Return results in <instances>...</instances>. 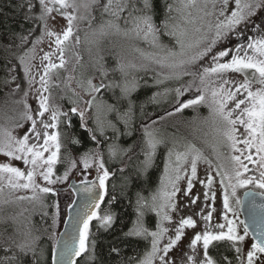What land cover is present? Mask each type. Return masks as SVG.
Returning <instances> with one entry per match:
<instances>
[{
  "label": "snow or ice",
  "instance_id": "1",
  "mask_svg": "<svg viewBox=\"0 0 264 264\" xmlns=\"http://www.w3.org/2000/svg\"><path fill=\"white\" fill-rule=\"evenodd\" d=\"M160 4L163 9L160 27L156 23V0H23V3L17 5L18 8L25 9L19 21L20 31L6 25L0 30V47L5 51L23 49L22 54L15 58L29 89L34 84H39L35 89L38 108L34 111L26 99L18 101L24 105L22 118L30 122L31 131L25 129V134L20 137L8 132L6 138L0 140V154L11 160H22L28 166L22 170L10 162L0 163V194L5 188L12 191H30V196H18L16 199L34 201L42 208L47 207L41 194L55 197L57 189L50 185L67 181L70 172L77 167V160L73 158L69 146L81 145L82 140L72 131L70 114L79 117L80 127L97 145L101 144L97 134L102 139H107L104 135L106 128H110L115 134L119 131L117 125L120 122L125 127L130 125L134 106L131 97L138 88V82L135 76L129 79L128 70L136 69L138 66L135 64L121 62L118 65L122 83H105L108 75L105 70H101L103 78L96 82L89 78L85 86V81H78L79 87L84 89L88 98L85 99L84 95L71 89L76 99L71 101L72 106L67 110L50 104L51 87H59L60 73L67 71L66 53L73 47V41L80 43V37L76 35L80 30L78 22L87 21L89 29H92L96 19L94 11H99L101 17L106 16L107 19L103 20L98 29L92 30L93 35L97 32L101 35L111 33L145 42L150 50L136 49L144 61L139 68L147 72L148 66L155 64L168 70L167 74H160L163 75V80L157 79V84L165 80H181L185 76L192 78L183 87L174 89L179 98L194 88L192 98L186 101L177 99L175 112L206 105L221 136L218 144L226 143L230 149L231 171L223 170L221 165L216 166L218 183L223 191L225 223H212V213L216 209L207 202L215 201L216 192L212 190L214 179L210 173H206L205 180H199L207 190L202 194L193 193L198 162L203 161L211 168L212 161L191 142L184 141L179 145L178 142H173L171 147L166 146L167 160L158 190L150 198L140 192L136 193L135 221L127 232L108 242L109 259H102L97 249L100 237L92 232L91 225L93 221H97V233H109L114 229L117 214L111 210V204L117 201V197H109L107 211H98L104 197L108 195L106 181L114 173H110L105 167V160L98 150L89 149L81 154L79 160L84 170L95 165L97 180L89 181L85 177L81 182L83 186L77 190L85 194V200L91 206L82 215L78 213L75 217L69 216V220L74 221L76 233H65L67 239L62 237L55 240L54 247L59 251L53 253L52 264H77L76 258L80 257L84 258L82 264H264V227L252 235L253 242L245 250L250 236V225L246 221L238 220V209H243L244 202L237 194L238 189H246L244 195L251 197L252 209L259 208L261 219L264 220V202L259 205L255 203L257 196L264 201V0H179V6L169 3L168 0H160ZM190 9H195V16ZM173 12L178 15L173 16ZM54 13L66 21V27L60 31H56L54 25L50 26V21L56 20ZM257 16L259 23L252 19ZM197 21L200 22V27H196L195 32L199 35L195 40H190V29L187 25ZM37 27L41 30L40 35L32 39ZM245 28H248V33ZM161 36L174 37V45L169 47L162 43ZM233 37L237 39L235 45L217 48L219 44ZM45 38L49 42V51L44 52L37 65L34 63L37 46L43 44ZM29 43L31 47H26ZM79 60L77 54V62ZM16 67L17 65H13L7 69L13 82L17 79ZM229 74H239L240 79H234ZM73 79L71 75L67 76L65 86L71 88ZM116 88H119V95H115ZM19 89L20 84L16 83L13 92ZM102 91L113 92V103L98 101V95ZM159 95L160 93H155L150 99L155 101ZM24 96H28L27 91ZM79 103L85 105L84 110L78 108ZM92 110L94 127L89 126L86 118V113ZM101 112L104 119L101 118ZM109 114H114L115 122L107 119ZM168 115H174V112H169ZM61 123L66 131H61ZM152 123L155 124L156 121L153 120ZM143 131L141 152L144 159L141 161L139 174L147 178L149 170L154 166L157 150L165 145V140L148 125L144 126ZM218 144L212 146L213 151L217 150ZM62 148L68 167L62 175H56L55 167L61 162ZM108 152L110 157L117 154L113 145L108 146ZM45 153L48 155L45 156ZM120 171L123 172V169ZM38 177L45 182L44 185L37 182ZM185 179L186 187L182 190L180 181ZM125 180L126 188L128 178ZM181 193L189 198L190 205H195L201 195L203 196L201 211L195 215L204 222V226L202 232L194 233L187 246L188 251L177 260L171 258L169 253L177 248L185 236L186 228L197 227V220L192 215L181 217L173 229L164 226V222H172L170 213L179 210L177 197ZM52 208L55 209L52 218V225L55 227L59 217V202L54 201ZM204 209H209L206 214ZM147 211L155 212L160 218L155 231L145 225ZM228 213L232 214V218H229ZM43 215L46 216L47 212ZM170 231L172 235L169 236ZM128 238L149 241L148 247L139 258L123 257L120 241ZM165 238L167 243L162 245ZM214 242H225L227 251L232 254L231 258L221 253L217 259L210 254V246L216 247ZM2 251L5 255L0 258V264H25L24 258L29 256V264H44L41 236L36 234L30 221L23 227L17 226L14 229V234L6 238Z\"/></svg>",
  "mask_w": 264,
  "mask_h": 264
},
{
  "label": "trees",
  "instance_id": "2",
  "mask_svg": "<svg viewBox=\"0 0 264 264\" xmlns=\"http://www.w3.org/2000/svg\"><path fill=\"white\" fill-rule=\"evenodd\" d=\"M168 2L174 4L175 0H168ZM21 3H23V0H0V30H3L6 25H11L16 31H20L19 21L23 11H25V9L17 7V5ZM156 8L158 12L156 22L160 25L163 19V9L160 0H156ZM174 13L175 12H173L172 15ZM94 15L96 19L93 21V24H95L96 29H98L99 25L104 19H107V17H101L99 11H94ZM87 24V21L79 23L80 30ZM80 30L76 34L79 35L81 42L76 44L75 51L77 52L76 55L79 54L80 60L77 62L76 56V62L72 69L75 70V72H79L81 78L84 76V81H87L89 78L93 79L95 75L103 78L101 70H105L108 73L105 78L106 83L108 80L120 83L123 78L118 70V50L120 55L131 57L129 54H125L122 47L118 46L121 44V40L124 42V39H127L128 42L135 46L150 50L149 46L141 40L129 39L124 36L123 39H121L119 35L113 34L110 38V43H106L105 47H103L105 51L104 54H98V59L95 58V60H93L92 57L90 58L89 53L85 51L86 36H82V31ZM40 31V28L37 27L32 39L40 35ZM161 41L170 47L175 43V38L161 36ZM6 42L7 41H5V43ZM26 47H31V43ZM22 52L23 49L17 50L13 48L10 51H5L0 47V123L2 124L13 125L23 120L22 114L25 108L24 105L18 103V101L25 99L24 92L28 88V83L15 58L22 54ZM13 53H15V55H13ZM72 54L74 55V52ZM135 56L138 55H133L132 57ZM138 60H140V58ZM13 65H17V79L15 82L11 80V73L7 70ZM160 74L161 73L155 69V66L153 67L152 65L148 66L147 72L143 69H139L136 73H133V76L137 79L138 88L132 93L131 97L134 101V106L130 125L125 127L123 122H120V129L117 135L114 134L110 128H107L104 133L105 137H107L106 140L102 139L99 134H97V138L101 139L100 145H97L88 138V133L80 127L79 117L76 114L72 115V131L76 137L82 140L81 145L69 146L72 149L73 158L80 157L83 152L89 149L98 150L105 160V167L108 168L110 173H114V175H111L109 180L106 181L108 195L104 197L98 211L101 213L107 211L109 208V197L115 195L117 201L111 204V210L117 214V223L114 229L109 233H97V221H93L91 225L92 232L100 237L97 249L101 258L104 260L109 259L107 257L108 242L112 241L116 236H121L123 232H127L136 219V193L140 192L145 197L150 198L151 195L157 191L163 173L166 146L169 147L168 142H165V145H161L158 148L154 166L149 170L147 178L139 174L140 164L144 159V155L141 152L144 141V126L148 125L151 129L159 131L164 122H170L167 127L173 130L172 133L177 135L183 133L186 137H189L193 143L199 145V141L193 135L194 132L191 130L189 131V127L192 128L195 123H191V125L187 123L189 118L193 119V117L197 115L195 113L197 111H195L194 108H186L182 112H175V108L177 107V103L174 102L175 98L164 100L160 94L156 97L155 101L150 99L155 93H160L159 84L156 83V80L160 78ZM186 79L192 78L185 76L183 79L177 80L175 83L176 86L179 85V87H183V80L185 81ZM5 81H8V83H5ZM16 83L20 84V89L19 91L13 92ZM61 88L66 89L63 95L61 94ZM67 88L68 87L62 84H59V87H51L52 97H55L59 101L58 103H63L65 107H68V105L72 106V100L69 97V93L72 91ZM114 92L115 95H119V88L114 89ZM102 97L108 103H113L114 101L113 92L105 91ZM19 110H21L22 114L16 117L14 114ZM169 112H174V115L169 116ZM190 115L192 116L190 117ZM161 117H163V119H161ZM91 118L88 120V123L90 127H94ZM61 120L63 121V117H61ZM153 120L156 121L155 124L152 123ZM60 129L62 132L66 131L63 123H61ZM109 145H113L116 148V156H109ZM67 167L68 164L67 161L64 160V149L62 148L61 162L56 165V171L61 175ZM120 169H123V172H121ZM126 177L128 180L127 187L125 188ZM56 196L53 197L51 194H43L41 198L47 205V207L44 208L40 207V204L34 201H25V208H21L16 204L18 201L16 198L7 199L0 197V258L5 255L2 251V247L5 244L6 238L14 234V229L17 226L23 227L24 224L30 221L34 230H36V234L41 236L42 247L44 249V264H52L54 242L57 232L62 225L59 221V217L56 226L53 227L52 225V218L55 212V209L52 208V204ZM5 200L8 202L4 203ZM35 204L38 206L35 207ZM44 212H47L46 216L43 215ZM157 218L158 216L155 212L147 211L144 218L146 226L153 228L154 224L156 225ZM120 243L123 248L122 255L126 259L131 256L139 258V255L148 247L149 241L145 239L128 238L122 239ZM214 245H216L215 248L211 247V253L214 257L219 259L220 254L223 253L231 258L232 254L227 251V244L225 242H214ZM24 259L25 264H29L31 257L29 256ZM83 259V257H80L77 260V264H82Z\"/></svg>",
  "mask_w": 264,
  "mask_h": 264
},
{
  "label": "rangeland",
  "instance_id": "3",
  "mask_svg": "<svg viewBox=\"0 0 264 264\" xmlns=\"http://www.w3.org/2000/svg\"><path fill=\"white\" fill-rule=\"evenodd\" d=\"M174 4L176 6H179V0H175ZM189 11H192L194 16L196 15L195 9H190ZM53 15H56V14L54 13ZM177 15H178L177 13L173 14V16H177ZM209 19H211V18H209ZM252 19L254 21H260L259 16L253 17ZM82 22L80 21L78 23H82ZM52 25L55 26L56 31H60L64 27H66V21L63 18H61L60 16L56 15V20L50 21V26H52ZM157 26L160 27V25L158 23H157ZM187 27L190 29V40H195L199 35V33L195 32V28L200 27V22L197 21L194 24L187 25ZM93 29H96L95 24L92 25V29H89L88 24H87L80 31H82V33H81L82 36H84V35L86 36V39L84 38L86 41L85 42V51H87V53H89L90 58L92 57L93 60H95V58L98 59V54L99 55L104 54L105 51H104L103 47H105L106 43H110V41H111L110 38L113 34L109 33V34L101 35L99 32H97L95 35H93V33H92ZM76 35H78V34H76ZM119 36L121 37V39H123L122 35H119ZM80 42H81V40H80ZM236 42H237V39L235 37H233V38H230L227 42L219 44L217 46V48L222 49L224 47H231V46L235 45ZM48 43H49L48 39L45 38L44 43L37 46L36 60L34 61L35 64L38 65L40 62V57L44 54V52L49 51ZM76 44L77 43H75L73 41V47L71 48V51L69 50L66 53V57L68 59L67 71H61L60 79L58 82L60 85L61 84L65 85L66 77L71 75L72 77H74V79L71 81V88H67V89L68 90L75 89V91L77 93L84 95L85 99H87L88 97L84 93V89L79 87V85L77 83L78 81H81V80L84 81L85 80L84 76H82V78H81L79 72H75V70L72 69L74 63L76 62V56H77L76 55L77 52H75L76 51ZM118 46L122 47V49L125 51V54H129L131 56L129 58V56L126 57L124 55H120L119 50H118V65L121 62H123L125 64H135L138 66L136 69L130 68L128 70L129 71V79H130L133 76V73H136L140 69L139 65L144 63V61H142L141 57H139L140 54L136 51L137 48H140V49H142V48L139 46L133 45L132 43L128 42L127 39H124V42H122V40H121V44H119ZM172 46H170V47H172ZM41 49H42V51H41ZM143 50L148 51L146 49H143ZM73 52H74V55L72 54ZM133 55H138V56L132 57ZM139 58L141 61L138 60ZM202 63H204V62H202ZM150 65H152L153 67L155 66V69L158 70L160 73L167 74V72H168L167 69H161V68H159V66H157L155 64H150ZM229 75L234 79H240L239 74H235L234 76L232 74H229ZM159 77H160L159 79L163 80V75H159ZM100 79H102V78H100L99 76H96V75L93 76V82H96ZM190 81H191V79H186L185 81L183 80L184 85H186ZM108 82H109V80H108ZM172 82H174V83H172ZM176 82H177V80L172 79V80H165L163 83L159 84V88H160L159 91H160V94L162 95V99L167 100V99L175 98L174 102L177 103V99H179L180 101H181V99H183V101H184V99L187 100V99H190L193 97L194 88L192 91L185 92V94L183 96H180L179 98H177L174 89L178 88L179 85L176 86V84H175ZM120 83H122V80L120 81ZM85 86H86V81H85ZM38 87H39L38 83L34 84L31 89H29V85H28V88L26 90L28 92V96L27 97L24 96L27 103L32 106V109L34 111L36 108H38V97L36 96V92H35V89ZM61 89H60L62 92L61 94L63 95L65 93L66 89L65 88L64 89L61 88ZM104 92L105 91H102L101 94L98 95V101L105 100L102 97ZM69 97L71 98V100L76 99V97L73 96L72 92L69 93ZM58 102L59 101L55 97H51V99H50L51 105L59 106L63 110H67L69 107H71L70 105H68V107H65V106H63V103L61 104ZM77 106L80 110H84L85 105L83 103H79ZM176 106H178V105H176ZM194 110L197 111V112H195L197 114V115H195L196 119L193 120V119L189 118L187 123H188V125H191V123H195L192 126V128L189 127V131L191 130L194 132L193 135L199 141L198 144L200 146L193 143L191 141V139L189 137H186L183 133H179L178 135L175 133H172L173 130H171L170 128L167 127L170 124V122H164L163 126H161L160 130L157 132L161 137H163L165 142L169 143V147L172 146L173 142H178V145L180 142H184V141L191 142V143L195 144L197 148H200L204 152V155L212 161V167L211 168H209V165L204 163L203 161L198 162V164H197V180L194 181L195 187L193 188V193L194 194H202L204 191L207 190L205 188L204 184L199 183V180H205L206 173H210L214 179L212 190H214L216 192V199L214 202L209 200L207 203L209 205L215 207V209H216L215 212H217V211L219 212V210L224 212V209H223V191H222L221 186L218 183L219 177L216 175V166L221 165L223 167V170L231 171L232 162L229 159L230 149L226 143L218 144V141L221 139V136H220V133H218L216 130L217 125L214 124V122H213V118L211 116L209 108L206 105H201V106L195 107ZM24 111H25V109H24ZM21 114H22V112H21V110H19L18 112H15L14 115H16V117H18ZM93 115H94V110L89 111L86 113V118L89 120L91 118V116H93ZM46 116H47V114H46ZM191 116L192 115H190V117ZM101 118L104 119L103 112H101ZM107 119L113 120L115 122L114 114H109L107 116ZM29 123L30 122H27L24 119L21 122H19L17 124H13V125L0 123V140L5 139L6 133H8V132H11L12 135L17 136V137L24 135L25 129H28V131L30 132L31 130L29 128ZM18 125H23V127H19ZM117 127H118V129H120L119 124L117 125ZM50 131H54V130H50ZM118 133L119 132H116L115 134L117 135ZM217 144H218L217 150L213 151L212 146L217 145ZM47 155H48V153H45V156H47ZM75 159L77 160V167L70 172L68 180L64 181L63 183L58 182L55 185H50L51 187H54V188L55 187H64L61 190H57V196L55 199V201L59 202V218H60L59 221L61 223H63V221L65 219V216L67 213V207H68L69 203L71 202L72 196H73L72 192L70 190H68L69 188L67 187L69 180L75 176H77V178L79 176H83L84 178L85 177L90 178L94 175V172H95V165L91 169L84 170L82 163H80L79 157H75ZM166 160H167V152H166V156H165V162H166ZM8 162L12 163L16 167H20L22 170H24L25 168L28 167L23 163L22 160H11L10 158L5 157L2 154H0V163H8ZM164 165H165V163H164ZM249 167L254 168L253 165H249ZM55 171H56V167H55ZM163 171H164V169H163ZM100 174L102 175V172ZM56 175H59L57 173V171H56ZM162 175H163V173H162ZM37 182L40 183L41 185H44V183H45L39 177L37 178ZM159 186H160V183L158 185V188H159ZM180 187L182 190L186 187V179L180 181ZM242 190H243V188L237 190V194L239 197H240V191H242ZM31 194L32 193L30 191H25V190L12 191L8 188H5L4 192L2 194H0V197L7 198V199H10V198L15 199L18 196H26V195L30 196ZM41 196H43V194H41ZM203 199L204 198L201 195V199L199 201H197V203L195 205H190L189 198L184 197L182 193L179 194L177 197L179 210L175 213H170V215L172 216V222L171 223L164 222V226L168 227L169 229H173L178 224V221L181 217H186L187 215H192L193 218L198 217L195 215V213H198L201 211ZM25 201H28V200H24V201L18 200L16 202V204L19 205L21 208H25V206H24ZM185 205H190V207H185ZM37 206L38 205L35 204V207H37ZM233 207L234 208L236 207V205L234 203H233ZM208 210L209 209H206V212ZM215 212H213V214ZM228 216H229V218H232L231 213H228ZM238 220L244 221L240 209H238ZM159 222H160V218L158 217L156 225ZM222 223H225L223 218H222ZM145 225H146V223H145ZM156 225L154 224L153 228H149L148 226L147 227L150 230L155 231ZM191 230H192V228H186L185 229V236L182 238L181 241H183V239L188 236V233H190ZM241 231H242V226H241ZM168 235L169 236L172 235V232L170 231L168 233ZM251 237H252V235L250 234L249 239L245 245V250H247V247L250 246V244L253 242ZM164 243H167V238H165L162 241V245ZM178 246H177V248H178ZM176 249H173L172 252L169 253V256L173 259L178 260L179 257H177V255H176ZM157 264H159V262H157Z\"/></svg>",
  "mask_w": 264,
  "mask_h": 264
},
{
  "label": "water",
  "instance_id": "4",
  "mask_svg": "<svg viewBox=\"0 0 264 264\" xmlns=\"http://www.w3.org/2000/svg\"><path fill=\"white\" fill-rule=\"evenodd\" d=\"M83 180L84 179L78 180L76 179V177H72L68 182L67 187L70 190H72L73 198L67 207V213H66L65 219L63 221V224L60 230L57 232L56 239H61L62 237L63 239H67V237L64 236L65 233L75 235L76 228L73 226L74 221H70L69 216L75 217L78 213L82 215L83 212L87 211V208L91 206L90 202L85 200V194L77 190L83 186L81 183ZM88 180L89 181L97 180L96 167H95L94 175L88 178ZM63 188L64 187H55V189L57 190H61ZM98 191L102 192L103 190L98 189ZM245 191L246 189L243 191L242 197H241V200L244 202V207L243 209H241V211L244 217V221H246L250 225L251 235H254L256 232H258L261 229V227H264V220L261 219V210L259 208H256L254 210L252 209L251 197L245 196L244 195ZM256 191H259V190H256ZM261 202H264V201H262V199L259 196H257L255 198V203L259 205ZM62 243H63V240H62ZM54 245H55V242H54ZM58 251H59L58 249H55V247H53V253L58 252ZM76 259L78 260L79 258H76Z\"/></svg>",
  "mask_w": 264,
  "mask_h": 264
},
{
  "label": "flooded vegetation",
  "instance_id": "5",
  "mask_svg": "<svg viewBox=\"0 0 264 264\" xmlns=\"http://www.w3.org/2000/svg\"><path fill=\"white\" fill-rule=\"evenodd\" d=\"M257 23H259L260 21H256ZM243 27V26H242ZM245 30V32L246 33H248V28L246 29H244ZM249 34H251V33H249ZM233 76L235 75V74H232ZM75 100V99H74ZM186 99H184V101H185ZM181 101H183V99H181ZM178 105V104H177ZM189 109V108H188ZM72 115L73 114H71V119H72ZM76 177V179H78V180H81V179H85L83 176H79L78 178H77V176H75ZM83 177V178H82ZM88 179V178H87ZM205 179H206V177H205ZM250 187H252V186H249V188ZM245 189H243L242 191H240V199H241V195H242V193H243V191H244ZM258 190V189H257ZM204 212H205V214H206V209H204ZM223 214H224V212L223 211H221V210H219V212L217 211V212H215L214 214L212 213V216H213V219H212V223L213 224H215V223H222V218H223ZM194 219H196L197 220V227L195 228V229H192L191 231H190V233H188V236L186 237V238H184L183 239V241H181L180 242V244H179V246H178V248L176 249V255H177V257H180L184 252H187L188 251V244L190 243V240L193 238V235H194V233H196V232H202L203 231V226H204V222L199 218V217H196V218H194ZM210 254H212L211 253V246H210ZM213 255V254H212Z\"/></svg>",
  "mask_w": 264,
  "mask_h": 264
}]
</instances>
